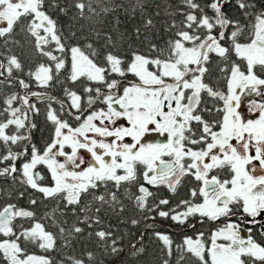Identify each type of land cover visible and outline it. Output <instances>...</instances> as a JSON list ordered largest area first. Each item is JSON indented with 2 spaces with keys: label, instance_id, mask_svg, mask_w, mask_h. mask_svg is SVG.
<instances>
[{
  "label": "snow or ice",
  "instance_id": "obj_1",
  "mask_svg": "<svg viewBox=\"0 0 264 264\" xmlns=\"http://www.w3.org/2000/svg\"><path fill=\"white\" fill-rule=\"evenodd\" d=\"M161 7L0 0L4 48L23 47L19 28L47 59L25 74L17 55L0 53V86L21 90L0 100V177L8 185L0 187L8 197L0 264H53L29 247L69 248L86 228H95L88 236L104 255L118 256L122 237L104 227L103 215L123 214L124 199L152 221L145 227L163 242V264L173 240L157 231V217L195 230L175 246L176 264H264V0H177L163 6L162 23ZM119 10L133 20L139 14L130 31L120 29ZM214 75L222 86L208 82ZM55 84H63V99L46 91ZM252 96L260 99L245 115ZM38 104L51 126L42 148L32 137ZM25 195L33 208L11 202ZM44 201L55 206L38 217ZM130 251L138 257L145 248L131 242ZM65 260L104 264L91 251Z\"/></svg>",
  "mask_w": 264,
  "mask_h": 264
},
{
  "label": "trees",
  "instance_id": "obj_2",
  "mask_svg": "<svg viewBox=\"0 0 264 264\" xmlns=\"http://www.w3.org/2000/svg\"><path fill=\"white\" fill-rule=\"evenodd\" d=\"M114 2L117 4L124 3L127 5L129 3V0H114ZM176 2L177 0H147V3L149 5V11L153 13L156 11V5L162 6L161 16L158 18L161 21V23L163 22L164 19V13L162 10L163 6H166L168 4H175ZM117 14L119 15L120 29L122 31L123 30L130 31L136 26L139 20V14H137L135 20L131 19L130 16H126L123 10H119ZM58 18H60L62 21L67 19V17H64L63 15H61ZM108 20L111 21V23L108 25V28H111L112 24L115 23V16L109 15ZM105 30H107V28ZM17 33L18 34L15 36V39L19 40L20 43L23 45V47H21L20 45H15L10 43L8 45V48L5 49L3 46V41L0 40V53H4L5 55H12V54L17 55L21 59V62L24 64L25 74L29 71V69L35 71L37 65L40 63H47V59L45 57H41L38 53L34 51L32 47H30L27 44L24 34L19 32V28H17ZM0 59H3V56H0ZM16 75H20L21 78L27 79L26 75H21L20 73H16ZM33 90H37L35 88L34 83H33ZM18 91H21L18 85L16 87H11V88H9L8 85L6 84L4 86H0V100H2L3 96L6 94H10L11 92H18ZM46 91H48L53 96L63 99V84H55V87L47 89ZM37 106L41 108V114L33 116V120L37 124V128L33 129L32 137H33V142L42 148L44 146L45 141H47L50 136L51 126L46 122L45 119V111H46L45 105L38 104ZM54 107L59 109V105H54ZM0 187L3 188L8 187L7 184H4V179L2 177H0ZM134 190L135 189H133V191ZM159 194L161 196H170V194L162 188L160 189ZM34 195L39 196L38 193ZM28 199L29 197L25 195L24 198L22 199L18 198L12 200L11 202L16 203L19 207L33 208V206L29 205ZM89 199H91V197H89ZM7 200H8L7 196H0V206H2ZM124 203L126 205L125 211L120 216L113 215L111 212H108L107 214L103 215L104 227L107 228L109 225H111L112 227L110 230L114 231V235L122 237L120 246L124 249V251L121 252L118 256L104 255L103 249L101 246L97 244L95 236L94 235L92 237L88 236V232L94 233L95 228L87 229L86 226H85L86 231L82 235V237L79 240H74L72 246L69 248H58V250L44 252L39 248L30 246L29 252L40 256L50 257L53 261V264H60V261L62 260L65 261V264H68V262L65 260V257L67 255H74L77 257H81L88 251L94 253V255L97 258V261L103 260L104 264H163V260L168 259L166 250H164L163 242L158 240L152 234L151 229H146L145 227L146 224L152 223V221L151 220L145 221L141 219L140 213L134 208L131 202L128 201L127 199H124ZM173 203H175V200H173ZM45 205H47V207H45ZM54 206H55L54 203H50L48 201H44V203L39 204V206L36 208L38 217L42 216L44 212L50 211L51 208ZM133 218L139 219L140 223L136 226H133L131 224V219ZM22 222L25 223V226H27L28 224L27 221H22ZM71 222L72 220L69 219V223ZM156 223L159 225L157 231L168 234L170 238L173 240V256L170 261V264H176V257L179 255V253L175 250V246L177 244L182 243L185 235H193L195 230L181 228L180 226L173 225L171 221H163L159 217L156 218ZM206 229L207 226H204L202 229L201 225H197L196 228V230H206ZM142 232L144 233V236H143V240L140 241L139 238ZM256 235L257 238L260 239L258 233ZM131 242H137V247H139L142 243L145 248V252L140 254L138 257H133L130 251ZM59 243L61 242L58 241V244ZM181 264H185V262L182 261Z\"/></svg>",
  "mask_w": 264,
  "mask_h": 264
},
{
  "label": "flooded vegetation",
  "instance_id": "obj_3",
  "mask_svg": "<svg viewBox=\"0 0 264 264\" xmlns=\"http://www.w3.org/2000/svg\"><path fill=\"white\" fill-rule=\"evenodd\" d=\"M208 82L211 83L213 86H217V87L222 86V82L217 80L216 77H214V76ZM33 99H35V98H33ZM251 99H256L257 101H259L260 98L252 96V97H249V98L245 99V102H244V105H243L244 114L245 115H250V113L247 112V107H248V103L250 102ZM162 189L167 191L166 188H162ZM153 190H155V189H153ZM183 194H184V190L182 189L181 190V197H182Z\"/></svg>",
  "mask_w": 264,
  "mask_h": 264
}]
</instances>
